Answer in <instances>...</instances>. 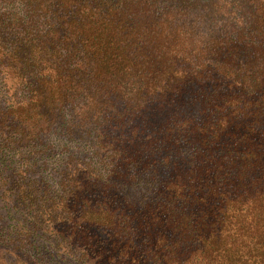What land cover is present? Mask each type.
Instances as JSON below:
<instances>
[{
	"label": "trees",
	"instance_id": "obj_1",
	"mask_svg": "<svg viewBox=\"0 0 264 264\" xmlns=\"http://www.w3.org/2000/svg\"><path fill=\"white\" fill-rule=\"evenodd\" d=\"M0 1V72L28 88L7 144L93 146L24 189L72 254L264 264V0Z\"/></svg>",
	"mask_w": 264,
	"mask_h": 264
},
{
	"label": "rangeland",
	"instance_id": "obj_2",
	"mask_svg": "<svg viewBox=\"0 0 264 264\" xmlns=\"http://www.w3.org/2000/svg\"><path fill=\"white\" fill-rule=\"evenodd\" d=\"M5 9L0 1V11ZM17 81L0 72V113L27 94L25 83ZM8 141L0 131V264H86L72 254L66 241L54 236L48 210L41 213L24 189L43 182L52 195L61 186L64 165L91 159V142L55 133L43 144L8 145ZM128 187L138 197L150 191V185L141 179L130 181Z\"/></svg>",
	"mask_w": 264,
	"mask_h": 264
}]
</instances>
